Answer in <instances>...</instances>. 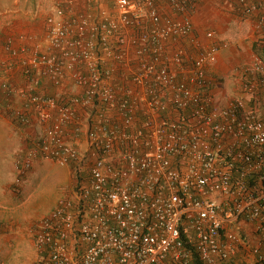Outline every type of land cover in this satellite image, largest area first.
I'll return each mask as SVG.
<instances>
[{"label": "built area", "instance_id": "built-area-1", "mask_svg": "<svg viewBox=\"0 0 264 264\" xmlns=\"http://www.w3.org/2000/svg\"><path fill=\"white\" fill-rule=\"evenodd\" d=\"M168 1L179 12L191 5V0ZM65 2L58 0L45 18L46 50L21 62L30 89L20 93L40 122H51L33 151L77 169L81 177L36 222L31 264H193L191 250L202 264H264V66L259 58L253 56L235 76L234 94L217 96V81L204 69L216 61L213 49L193 59L184 80L172 66L182 63L178 53L159 62L162 40L186 34L188 20L160 27L155 0H114L112 10L100 7L95 16L69 15L60 6ZM240 4L246 14L261 11L256 26L264 43V2ZM140 13L152 26L130 40ZM7 49L12 57L23 51L9 43ZM63 72L79 94L60 102L32 92L40 77L58 86ZM1 87L11 92L8 84ZM78 107L91 118L83 149L69 143L63 131ZM16 114L27 116L25 110ZM29 164L24 157L18 175ZM245 223L253 224V243L243 234ZM248 246L254 258H239Z\"/></svg>", "mask_w": 264, "mask_h": 264}, {"label": "crops", "instance_id": "crops-1", "mask_svg": "<svg viewBox=\"0 0 264 264\" xmlns=\"http://www.w3.org/2000/svg\"><path fill=\"white\" fill-rule=\"evenodd\" d=\"M261 2H264V0H245V4H260ZM57 3L58 0H0V44L8 45L9 43L12 48L19 51L23 50L18 56L12 57L9 52L7 53L2 47L0 48V65L6 59L11 64L9 68L0 67V134L3 135L4 133L6 135L7 133L5 139L13 137V139L23 142L22 140L27 138L24 131L29 130V116L32 114V110L36 116V111L32 106L27 105L26 96L20 93V91L30 89L29 78L24 74L21 62L29 59L36 50L39 52L46 50L44 19L54 11ZM190 3L191 5H189L186 12H179L173 8L168 0H155L160 16V27L183 19L190 22V28L186 34H169L162 40L161 50L158 54L160 56L159 62L162 63L164 59L171 60L178 53L182 58V63L180 65L171 64L176 72L177 79L184 80L189 75L188 70L193 59L199 53L213 49L216 61L207 63L204 66L205 73L209 78L217 81L214 86L217 96H230L234 94L238 87L235 76L244 72V67L251 62L253 56L257 57L253 48L259 43L256 25L261 11L244 13L240 0H191ZM113 5L114 0H67L64 4H60L69 15H81L89 12L94 16L100 7L112 10ZM138 15V26H134L129 30L130 40L134 39L140 31H146L152 26L144 13ZM210 31L212 36L207 37L206 34ZM149 46V48H152V43ZM130 54H134L133 47H131ZM38 74V69L32 68V75L38 76ZM2 83L8 84L11 88L10 93L4 92L1 87ZM32 92L54 97L60 102H66L69 98L79 94L80 90L74 84L70 74L63 72L58 86L52 84L50 78L40 77L38 86L34 87ZM22 110L26 111L27 116L24 122L17 125L13 123L12 118H14L17 111ZM90 120L88 110L78 107L76 108L74 120L63 126L67 141L78 149L84 148L85 130L90 125ZM36 121L41 126L40 133L46 125L51 124V122L42 123L38 119ZM35 126L38 125L35 124ZM78 126L82 130L75 133L74 128ZM34 132H38L35 127L32 133L35 136ZM29 141L30 138H28V143ZM29 144H32V142ZM34 153L33 166L28 174L41 178V181L40 184L37 183L35 186L38 193L34 198H31L29 203L40 207V211L37 212L40 219L47 215L61 198L70 193L75 178L71 166H60L53 161L57 169L51 171V167L48 166V163L51 162L50 159L44 158L39 151H34ZM16 155L15 149L6 154L0 152V174H6L9 168L15 170ZM58 176H63L62 182H58ZM45 179L51 180L52 183L48 182L47 192L43 196L41 184L42 180ZM56 185L63 186L62 193L56 194V191H54ZM7 187L8 185L4 189L5 192L8 189ZM17 206V201L14 204L8 203L7 198L0 200V207L11 210L18 208ZM6 219L7 216L0 219L2 250L4 248L10 250L14 234L17 233L16 231L6 233V229L2 231L1 227L8 223ZM16 221H18L17 217ZM251 225L253 224H243V234L253 243L256 241V236L252 232ZM32 248L31 263L36 255L33 235ZM238 255L239 258L247 260L254 258L251 246H248L246 251L241 250Z\"/></svg>", "mask_w": 264, "mask_h": 264}, {"label": "rangeland", "instance_id": "rangeland-1", "mask_svg": "<svg viewBox=\"0 0 264 264\" xmlns=\"http://www.w3.org/2000/svg\"><path fill=\"white\" fill-rule=\"evenodd\" d=\"M45 21V19H44ZM3 48L5 52H9L7 49V45L0 44V48ZM9 63V60H4L0 67L7 68L6 64ZM5 70V69H3ZM3 72V71H1ZM1 111V108H0ZM32 114L29 116V130L26 129L24 133H26L27 138L23 139V142H20V140L13 139L11 137L10 139L7 137L5 139L6 135L3 133V135L0 134V152H4V154L9 153L10 151L15 149L17 158L15 159V170H12L9 168L6 174H0V200H3V198L8 199V203H16L17 201V207L13 209H6L5 207H0V219L2 217L7 216L6 225L2 226V231L6 229V233L9 232H17L14 234V237L12 239L13 244L10 247V250L7 248H4L2 250L1 244H0V261L5 262V264H31L32 258L31 251H32V235L34 232V226L39 219V213L40 207L38 205H34L33 203H29L31 201V198H34L36 194L38 193L36 189L37 183L41 181V178L35 177L32 174H28L31 167L33 166V160H34V149L37 147L38 140H40L42 133L41 126L36 121L37 115L35 116L33 114V110L31 111ZM38 125L37 127L35 126ZM27 126V125H26ZM37 128L38 132L33 133V128ZM9 131V130H8ZM12 131V130H11ZM10 132V131H9ZM13 133V132H12ZM10 134V133H9ZM35 137V138H34ZM28 138H30V142L32 144L28 143ZM2 141V142H1ZM25 141V142H24ZM27 142V143H26ZM24 146V147H22ZM24 157H28V160L30 162L29 166L23 171L21 175H18L17 173V167L19 162ZM49 160V159H48ZM51 162L48 163V166H50L51 171H54L55 166L54 162L50 160ZM11 169V170H10ZM19 179L18 184L16 183V180ZM58 182H62L64 179L63 176L57 177ZM48 182L51 184V180H42V194L43 196L46 194L47 185ZM40 184V183H39ZM61 184V183H59ZM6 185H8V189L5 192L4 189H6ZM54 191H56V194H60L63 192V186L56 185L54 187ZM13 194V195H12ZM6 195V196H5ZM5 196V197H4ZM43 198V197H42ZM33 204V206H31ZM16 217L18 218V221H16ZM9 218V219H8Z\"/></svg>", "mask_w": 264, "mask_h": 264}, {"label": "trees", "instance_id": "trees-1", "mask_svg": "<svg viewBox=\"0 0 264 264\" xmlns=\"http://www.w3.org/2000/svg\"><path fill=\"white\" fill-rule=\"evenodd\" d=\"M258 45H255V47L253 48L254 53L257 55V57L259 58V60L261 61V63L264 66V43H257ZM13 123L20 125L22 122H24V120L20 117L17 116V114L15 113L14 118H12ZM80 172L76 169L73 171L74 174V178H80L81 175L79 174ZM183 241V245L187 248V249H191V245L190 242L186 239V238H182ZM191 259L193 264H202V262L200 261V259L198 258V256L191 250Z\"/></svg>", "mask_w": 264, "mask_h": 264}]
</instances>
